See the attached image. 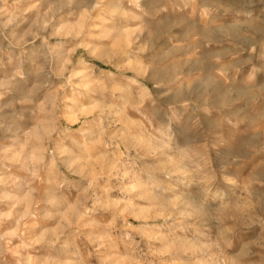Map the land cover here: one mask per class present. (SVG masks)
<instances>
[{
	"label": "clouds",
	"instance_id": "9594fccd",
	"mask_svg": "<svg viewBox=\"0 0 264 264\" xmlns=\"http://www.w3.org/2000/svg\"><path fill=\"white\" fill-rule=\"evenodd\" d=\"M0 264H264V0H0Z\"/></svg>",
	"mask_w": 264,
	"mask_h": 264
}]
</instances>
